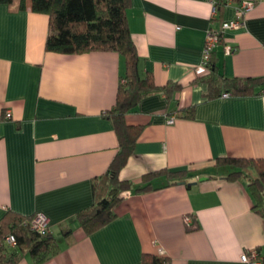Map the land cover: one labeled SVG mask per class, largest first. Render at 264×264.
Returning a JSON list of instances; mask_svg holds the SVG:
<instances>
[{
	"label": "crops",
	"instance_id": "1",
	"mask_svg": "<svg viewBox=\"0 0 264 264\" xmlns=\"http://www.w3.org/2000/svg\"><path fill=\"white\" fill-rule=\"evenodd\" d=\"M240 1L213 16L210 0H131L139 73L160 89L126 115L143 130L120 178L136 189L159 170L194 176L169 186L160 176L153 189L125 192L117 217L89 235L78 214L94 203L93 181L119 147L106 113L126 59L113 51L49 52V15L0 3V220L8 210L48 217L59 250L39 264H142L145 255L170 264H245L243 252L264 255V216L254 208L250 177L226 179L217 165L224 157L264 158V0L223 33L212 54L224 76L262 79L256 92L208 98L202 80L208 29L234 20ZM172 85L179 88L168 93ZM12 250L16 264H37L26 248Z\"/></svg>",
	"mask_w": 264,
	"mask_h": 264
},
{
	"label": "trees",
	"instance_id": "2",
	"mask_svg": "<svg viewBox=\"0 0 264 264\" xmlns=\"http://www.w3.org/2000/svg\"><path fill=\"white\" fill-rule=\"evenodd\" d=\"M216 11L227 5L226 0H214ZM15 10L28 7L38 13L49 15V31L45 49L49 52L65 54H82L91 51H113L126 59L125 83L121 82L114 107L106 116L114 125L119 140V147L109 164L107 171L93 181L94 203L79 212L78 222L86 234H91L117 217L116 209L129 190L146 191L153 189L151 181L164 176L166 184L184 183L194 176L192 169L159 170L146 175L142 186L134 188L131 181L122 180L120 172L135 151L136 143L143 130L142 125L126 122V115L133 111L148 94L159 90L152 76L142 77L138 68V53L129 28L127 11L131 0H0ZM222 37V36H221ZM212 54L207 67L209 72L202 80L208 85V98L230 95H252L263 80L260 78L227 77L218 72ZM168 87V86H167ZM167 87H164L167 88ZM179 88L169 86L167 92ZM171 89V90H170ZM217 165L226 167V179L250 177L251 191L256 199L254 208L264 216V158L224 157ZM252 171L255 175H252ZM29 216L8 210L0 220V263L16 264L19 255L8 251L4 238L14 234L18 240L16 248H26L36 263H42L59 250L57 239L50 232L41 234L23 227L22 222ZM196 224L188 225L193 229ZM65 236L71 233L64 231ZM142 264H170L167 258L145 255Z\"/></svg>",
	"mask_w": 264,
	"mask_h": 264
},
{
	"label": "built area",
	"instance_id": "3",
	"mask_svg": "<svg viewBox=\"0 0 264 264\" xmlns=\"http://www.w3.org/2000/svg\"><path fill=\"white\" fill-rule=\"evenodd\" d=\"M213 3V16L216 15L215 1L210 0ZM233 0H226L227 3L232 2ZM255 0H241L239 5L236 7L237 16L234 20L226 21L221 25L220 29L210 27L206 36V44L204 49V61L203 66L207 67L208 61L210 60L211 53L214 50L215 46L221 39L223 33L227 30L237 29L243 24V17L249 11H251L255 6ZM236 51L233 47H227L228 53H234ZM122 83H125V79H122ZM230 94L225 93L223 96L227 97ZM11 113L7 111L5 117L9 118ZM173 122V120H170ZM185 222L187 225L192 224V219L189 216L185 217ZM23 227H29L32 231L46 234L49 232V219L43 213H35L31 215L30 218L25 219L22 222ZM4 244L6 247H10L11 250L15 249L18 246V240L14 234H9L4 238ZM241 261L245 264H264V255L260 253L257 248L252 249L249 252H243L241 255ZM1 264V263H0Z\"/></svg>",
	"mask_w": 264,
	"mask_h": 264
},
{
	"label": "water",
	"instance_id": "4",
	"mask_svg": "<svg viewBox=\"0 0 264 264\" xmlns=\"http://www.w3.org/2000/svg\"><path fill=\"white\" fill-rule=\"evenodd\" d=\"M207 179H208L207 177H200V178L198 179V181L201 182V181H205V180H207Z\"/></svg>",
	"mask_w": 264,
	"mask_h": 264
},
{
	"label": "rangeland",
	"instance_id": "5",
	"mask_svg": "<svg viewBox=\"0 0 264 264\" xmlns=\"http://www.w3.org/2000/svg\"><path fill=\"white\" fill-rule=\"evenodd\" d=\"M6 249H7L8 251H12L10 247H6Z\"/></svg>",
	"mask_w": 264,
	"mask_h": 264
}]
</instances>
